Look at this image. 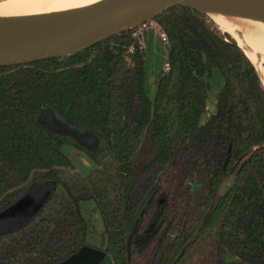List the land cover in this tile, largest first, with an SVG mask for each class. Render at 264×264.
<instances>
[{"label": "trees", "instance_id": "16d2710c", "mask_svg": "<svg viewBox=\"0 0 264 264\" xmlns=\"http://www.w3.org/2000/svg\"><path fill=\"white\" fill-rule=\"evenodd\" d=\"M153 18L170 64L153 98L136 25L75 53L0 65V213L47 189L32 218L0 231V264H54L89 244V200L106 237L98 264H264L261 76L201 6ZM214 69L223 81L202 122ZM49 109L92 137L48 122ZM68 144L94 161L89 173Z\"/></svg>", "mask_w": 264, "mask_h": 264}, {"label": "bare ground", "instance_id": "6f19581e", "mask_svg": "<svg viewBox=\"0 0 264 264\" xmlns=\"http://www.w3.org/2000/svg\"><path fill=\"white\" fill-rule=\"evenodd\" d=\"M122 0H8L0 4V44L68 31ZM215 8L211 16L230 32L264 83V0H191ZM205 9V8H204ZM206 10V9H205ZM210 13V12H209ZM238 29L243 31L239 34ZM261 52V56H258Z\"/></svg>", "mask_w": 264, "mask_h": 264}, {"label": "water", "instance_id": "95a60500", "mask_svg": "<svg viewBox=\"0 0 264 264\" xmlns=\"http://www.w3.org/2000/svg\"><path fill=\"white\" fill-rule=\"evenodd\" d=\"M190 1L122 0L88 19L85 18L68 31L0 44V65L19 64L49 56L75 53L115 32L138 25L174 4ZM21 201L22 199L4 212L15 210ZM104 255L103 247L86 244L54 264H98Z\"/></svg>", "mask_w": 264, "mask_h": 264}, {"label": "rangeland", "instance_id": "374dc122", "mask_svg": "<svg viewBox=\"0 0 264 264\" xmlns=\"http://www.w3.org/2000/svg\"><path fill=\"white\" fill-rule=\"evenodd\" d=\"M189 3L197 4L201 6L203 9L205 8L210 16H211V12L216 11L215 8L210 7L208 5H203L191 1ZM136 26H137L136 31L139 32L143 31L142 39L147 48L146 83H147L149 95L151 96V98H153L156 93L158 78L164 68V62L167 61L169 45L161 39L160 30L162 29L153 17L147 19L145 22L139 23ZM221 29L222 31L227 32L226 30H223V28ZM238 31L240 35H243L242 30L238 29ZM257 54L258 56H261V52H258ZM209 81L211 84V88L208 92L205 111L202 113L201 116L202 122L205 121L207 117H209L211 113H213L216 109V94L217 91L220 89L223 81V77L219 69H214L212 71V74L209 77ZM46 119L48 122L52 124L69 127L79 132L87 139L92 137V134L89 131H87L80 125L76 124L75 122L70 121L55 109H49L46 112ZM64 149H67L66 151L71 154L72 158L76 163V168L82 174L89 173V171L95 166V163L91 159V157L87 153L79 150L78 148L68 144L65 145ZM146 159L147 157H145V155L141 153L136 158V164L141 165L146 161ZM233 179L234 176L231 174L225 179L221 187V192L226 191V189L232 184ZM44 193H47L46 187L36 186L31 190L29 194H27L22 199L19 207H17L13 211H8V212L6 211L1 213L0 231L18 227L27 219L32 218L35 213L34 210L35 207L39 205L41 202L37 200L40 199L44 195ZM83 205L86 216L90 218L92 222V230L88 235L89 244L94 246L104 247L106 242V237L104 233L101 213L98 209H96L95 204L92 200L83 202Z\"/></svg>", "mask_w": 264, "mask_h": 264}, {"label": "built area", "instance_id": "2783aa9c", "mask_svg": "<svg viewBox=\"0 0 264 264\" xmlns=\"http://www.w3.org/2000/svg\"><path fill=\"white\" fill-rule=\"evenodd\" d=\"M145 22V21H144ZM142 32V31H141ZM160 36H161V39L165 42V43H168V36L166 34L165 31L163 30H160ZM170 68V64L168 61L164 62V68L163 70H168Z\"/></svg>", "mask_w": 264, "mask_h": 264}, {"label": "crops", "instance_id": "0c3cea01", "mask_svg": "<svg viewBox=\"0 0 264 264\" xmlns=\"http://www.w3.org/2000/svg\"><path fill=\"white\" fill-rule=\"evenodd\" d=\"M65 150H67V149H65ZM71 155V154H70ZM72 157V156H71ZM73 159V158H72ZM73 161H74V159H73ZM75 162V161H74ZM76 164V163H75Z\"/></svg>", "mask_w": 264, "mask_h": 264}]
</instances>
